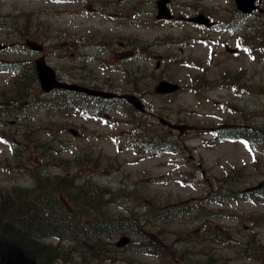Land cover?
<instances>
[{"label":"rangeland","instance_id":"1","mask_svg":"<svg viewBox=\"0 0 264 264\" xmlns=\"http://www.w3.org/2000/svg\"><path fill=\"white\" fill-rule=\"evenodd\" d=\"M155 1L0 0V42L10 46L0 53V61L27 63L20 66V75L0 73V135L8 138L0 140V189L30 187L24 168L37 166L42 175L56 176L64 175L70 165L69 173H77L80 182L90 179L114 195L113 213L142 211L147 203L174 206L178 217L163 225L168 232L163 236L166 247L173 242L177 251L200 253L203 248L192 242L202 240L197 234L203 226L193 215L200 204L213 211L210 226L219 239L226 236L236 242L235 247L210 243L211 252L231 261L244 257L245 263L260 258L256 259L260 264L264 262V202L245 200L239 194L264 183V146L250 152L243 142L246 137L221 142L213 131L264 138V60L244 49L227 53L246 36L243 31L221 30L233 16L227 0H172L169 6L176 17L212 14L220 27L216 31L185 22L158 25ZM247 24L260 27L264 37V12ZM31 43L41 45L42 52L30 51ZM39 56L61 81L97 85L117 95L132 94L134 80L142 79L139 87L146 89L137 96L145 111L125 106L124 112L82 118L27 108L20 119L15 118L19 105L5 107V100L13 98L16 90L13 82L28 84L24 91L33 96L42 93L32 68ZM159 79L178 84L181 90L154 96ZM222 79L227 84L214 85ZM228 81L233 82L228 85ZM194 86L198 92L191 90ZM80 100L81 108L92 107L91 99ZM138 126L150 135L169 137L179 152L152 155L129 146L125 140ZM180 210L187 214L181 216ZM176 231H183L186 238L173 236ZM118 240L114 237L108 243ZM136 260L157 263L148 256Z\"/></svg>","mask_w":264,"mask_h":264},{"label":"trees","instance_id":"2","mask_svg":"<svg viewBox=\"0 0 264 264\" xmlns=\"http://www.w3.org/2000/svg\"><path fill=\"white\" fill-rule=\"evenodd\" d=\"M245 45L255 57L264 60V37H261L259 30L246 35ZM21 67L1 63L0 72L20 75ZM19 84L23 83L16 81L15 86ZM59 93L61 95L53 98H36V106L56 113L75 108L78 95ZM11 96L13 98L5 100L7 108L9 104L21 101L13 93ZM106 103L108 105L102 102L99 109H110L114 102ZM14 116L21 118L18 110ZM226 134L229 138L233 137L229 131ZM0 139L8 140L2 135ZM248 140L256 146L262 142L264 144L262 137L250 136ZM125 141L129 146L151 154L175 153L178 150L177 145L169 142V137L150 135L144 127L139 126L132 127V135ZM11 144L15 147L13 142ZM12 151L15 153L16 150L13 148ZM70 168L68 165L64 175L56 176L42 175L37 166L24 168L23 172L32 182L30 187L0 189V232L19 241L35 256L36 264H153L138 261L136 256H149L157 261L155 264H256V259L260 260L256 258L251 263H245L244 257H240L237 261H231L211 252V248H208L210 243L235 247L236 242L226 236L219 239V233L210 226L213 211L200 204L193 209V215L203 226L197 234L202 240L192 239L193 243L203 248L200 253L190 255L186 251H177L173 242L166 247L164 243L168 242L163 236L168 232L164 231L163 225L178 217L174 206L157 207L147 203L142 211L133 209L126 214L113 213L110 208L116 200L114 195L97 187L90 179L84 178L80 182L77 173H69ZM255 196L264 200V186L255 191ZM179 212H183L179 213L181 216L187 214L182 210ZM153 226L157 230H150ZM176 232L172 235L181 240L186 238L183 231ZM123 235H132L135 239L120 249L108 243V240ZM53 241L56 243L53 244ZM126 252H130V255H125Z\"/></svg>","mask_w":264,"mask_h":264},{"label":"water","instance_id":"3","mask_svg":"<svg viewBox=\"0 0 264 264\" xmlns=\"http://www.w3.org/2000/svg\"><path fill=\"white\" fill-rule=\"evenodd\" d=\"M255 0H235L237 4V8L241 10L244 14H250L253 10H255L254 6ZM167 0H160L157 2L158 14L156 16L157 20H169L171 19V15L166 9L165 4ZM200 25H205L206 27H210L211 25L208 23L207 19L199 15L196 18L191 20ZM5 46L0 45V51L3 50ZM30 49L35 51H40L41 47L38 45H30ZM229 52H233L230 50ZM35 69L38 75V80L40 83V87L44 92H50L53 89H62V90H70L75 92L85 93L95 97H103V98H112L114 97L112 94H108L100 91L88 90L77 85L73 84H65L56 80L55 72L45 63L44 58H39L35 62ZM179 89L178 85L170 84L168 82L162 81L160 82L155 91L158 94H170L174 93ZM124 99L128 100L135 108L138 110H142V104L135 98L134 96H123ZM70 133L76 136V131L70 130ZM129 243V238L124 236L122 237L116 244V247H124ZM36 260L34 255L25 249L21 243L17 240L7 237L3 233L0 232V264H35Z\"/></svg>","mask_w":264,"mask_h":264},{"label":"flooded vegetation","instance_id":"4","mask_svg":"<svg viewBox=\"0 0 264 264\" xmlns=\"http://www.w3.org/2000/svg\"><path fill=\"white\" fill-rule=\"evenodd\" d=\"M227 1H228V3L232 6V14H233V17H237V18L241 19L242 16H241V14H239V13L235 10V6H234V4H233V1H232V0H227ZM260 6H261V7L264 6V0H261ZM204 15H205V14H204ZM189 18H190V16L187 15V14H179L178 17H177V20H176V21H178V23H180V24L183 23V22L188 23V19H189ZM208 18H210V17H208ZM210 19H211V18H210ZM227 29H230V28H227Z\"/></svg>","mask_w":264,"mask_h":264}]
</instances>
